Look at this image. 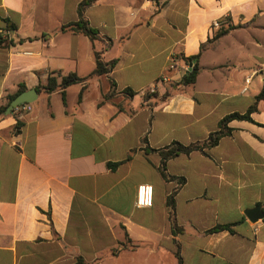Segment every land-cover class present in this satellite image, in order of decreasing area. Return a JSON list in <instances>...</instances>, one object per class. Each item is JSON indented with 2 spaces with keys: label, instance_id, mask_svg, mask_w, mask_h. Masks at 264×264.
Masks as SVG:
<instances>
[{
  "label": "crops",
  "instance_id": "0c3cea01",
  "mask_svg": "<svg viewBox=\"0 0 264 264\" xmlns=\"http://www.w3.org/2000/svg\"><path fill=\"white\" fill-rule=\"evenodd\" d=\"M81 1L0 0V103L52 73L87 78L94 53L116 61L63 99L37 92L18 133L0 117V264H264V219L244 215L264 212V0H98L84 14L107 48L61 30ZM252 106L216 147L167 163L179 187L145 151L203 141ZM140 185L153 188L150 208L135 206Z\"/></svg>",
  "mask_w": 264,
  "mask_h": 264
},
{
  "label": "trees",
  "instance_id": "16d2710c",
  "mask_svg": "<svg viewBox=\"0 0 264 264\" xmlns=\"http://www.w3.org/2000/svg\"><path fill=\"white\" fill-rule=\"evenodd\" d=\"M98 0H82L78 6H77V16L78 20L74 23H70L64 27L61 28L62 31L68 30L69 32H72L74 34L82 35L87 37L90 41H95L99 40L103 42L106 45V48L110 46L111 41L103 38L99 35V33L92 29L88 21L85 18V11L87 8L90 6L94 5ZM2 44L0 40V45ZM102 52L99 53H94V60H95V70L93 73L88 76H102V75H107L110 73V71L114 68L116 61H111L108 63H105L101 57ZM191 60V59H190ZM198 74L197 66H194L191 72L186 73L182 79H181V84L184 87H192L194 85L196 76ZM87 77V78H88ZM87 78H80L75 74H68L65 76H62L60 73H52L47 79V82L44 86H38L36 88V92L38 93H46V94H51L56 91L61 92L62 99L64 98V91L73 85L80 84L84 82ZM110 83V87L114 88L115 84L111 79H108ZM25 92L24 86H19L17 92L13 95H8L5 96L2 99V102L0 103V117L4 116V113L9 106V104L21 93ZM124 94H129L133 96V93H131L129 90H126L123 92ZM113 96L112 94H109L106 96V99L109 97ZM153 97L155 98V94H153ZM263 92L257 97V99L263 98ZM80 98V96H79ZM254 110V107H250L245 113L243 114H238V113H233L224 116L218 123V128L215 132L210 133L207 138L203 141H198L191 143L189 145H182L178 142H172L168 146L154 150L146 147L145 151L146 152H154L157 153L160 157V164L158 167V171L161 175V177L167 181V182H176L178 184V187L184 183V179L182 178H176L173 176H170L167 172V163L178 157L179 155H189L192 152H200V153H205L206 150H210L214 147H216L219 143V141L224 138L228 137L232 133V129L228 127L229 123L232 121H247V122H252L250 115L252 111ZM21 127V120H16L15 124V129L17 130L16 133H18L19 128ZM129 159V158H128ZM119 164H110L109 167L111 169L117 167ZM177 189H175L170 196L167 198V205L170 208V213H169V221L171 224V229L173 235H176L177 232H179L177 226H176V214H175V203H174V196L175 192ZM226 227L223 226H218L216 228H213L210 230L211 232L217 231V230H222L225 229ZM177 259H178V264H180V258L179 255L177 254ZM74 264H85L84 261L81 258H77L76 262Z\"/></svg>",
  "mask_w": 264,
  "mask_h": 264
},
{
  "label": "built area",
  "instance_id": "2783aa9c",
  "mask_svg": "<svg viewBox=\"0 0 264 264\" xmlns=\"http://www.w3.org/2000/svg\"><path fill=\"white\" fill-rule=\"evenodd\" d=\"M153 2H158L159 0H152ZM214 27H218V23L213 24ZM177 61L173 58L170 59L169 64L167 66V71H175L177 68ZM159 83H167L169 82L168 78L165 76H161L158 80ZM154 92V88L150 90ZM32 110L31 104H22L15 107L11 115L15 120H22V118L30 113ZM153 202V188L150 185H140L137 188L136 198H135V206L136 208H150Z\"/></svg>",
  "mask_w": 264,
  "mask_h": 264
},
{
  "label": "water",
  "instance_id": "95a60500",
  "mask_svg": "<svg viewBox=\"0 0 264 264\" xmlns=\"http://www.w3.org/2000/svg\"><path fill=\"white\" fill-rule=\"evenodd\" d=\"M37 98V92L36 90H28L21 94H19L7 107L4 115L9 116L11 115L12 110L22 104H32L35 102ZM245 217L248 219L251 223H256L258 220L264 219V212H262L261 208L259 206L252 208L250 210H246L244 212Z\"/></svg>",
  "mask_w": 264,
  "mask_h": 264
}]
</instances>
